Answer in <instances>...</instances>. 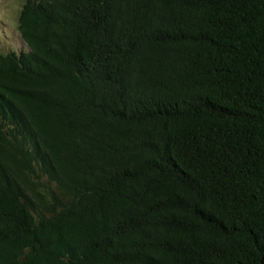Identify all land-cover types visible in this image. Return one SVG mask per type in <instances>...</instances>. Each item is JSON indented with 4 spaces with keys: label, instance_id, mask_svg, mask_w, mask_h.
I'll use <instances>...</instances> for the list:
<instances>
[{
    "label": "trees",
    "instance_id": "1",
    "mask_svg": "<svg viewBox=\"0 0 264 264\" xmlns=\"http://www.w3.org/2000/svg\"><path fill=\"white\" fill-rule=\"evenodd\" d=\"M0 52V264H264V0H25Z\"/></svg>",
    "mask_w": 264,
    "mask_h": 264
},
{
    "label": "rangeland",
    "instance_id": "2",
    "mask_svg": "<svg viewBox=\"0 0 264 264\" xmlns=\"http://www.w3.org/2000/svg\"><path fill=\"white\" fill-rule=\"evenodd\" d=\"M25 0H0V52L27 50L16 25V16Z\"/></svg>",
    "mask_w": 264,
    "mask_h": 264
}]
</instances>
